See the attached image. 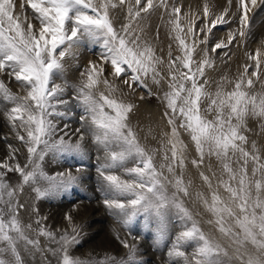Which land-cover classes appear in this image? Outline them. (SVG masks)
I'll return each instance as SVG.
<instances>
[{
    "label": "snow or ice",
    "instance_id": "snow-or-ice-1",
    "mask_svg": "<svg viewBox=\"0 0 264 264\" xmlns=\"http://www.w3.org/2000/svg\"><path fill=\"white\" fill-rule=\"evenodd\" d=\"M261 7L264 0H235L233 11V0H227V7L209 19L210 7L205 2L204 24L197 31L194 19H189L185 29L181 7L169 5L167 0H19V5L17 0H0V77L14 81L18 89L13 91L0 79V111L14 138L21 142L19 147L7 144V156L0 161V264H25L21 243L24 252L51 253L55 264H136L137 244L119 235L116 238L127 249V259L110 256L96 260L74 255L72 249L80 243L81 227L71 214H65L68 224L57 230L59 236L44 225L47 217L39 216V209L33 208L37 213L36 228L21 222V210L31 207L19 200L25 186L35 193L36 200H41L81 185V174L85 171L82 166H77L75 172L67 168L49 175L43 164L48 156L82 159L86 155V136L104 153L102 160L97 157L100 162L96 167L104 206L129 235L133 223L143 216L155 219L157 242L163 240L165 224L174 211L180 228L167 251L168 264H231L233 259L239 264H264V162L244 147L248 139L244 134L246 119L250 116L264 119V92L251 91L255 82L264 84L261 80L264 47L247 53L254 64L244 65L230 91L221 85L214 94L206 91V68L214 63L208 48L202 49L199 60L194 59L198 44L207 46L209 34L217 24L236 21L238 27L228 33L227 41L211 46V53L232 46L237 37L246 38L251 27L250 14ZM27 9H31L30 14ZM157 9L167 15L164 23L169 38L177 43L181 53L173 57L169 45L163 115L171 130L165 133L167 139L162 144L165 163L159 167L131 127L130 114L136 105L127 99L140 89L153 95L148 81L160 85L165 79L159 70L164 59L156 55L153 44L145 38L142 24ZM114 11L125 14L119 28L115 26ZM158 37L159 29L153 39ZM186 37L191 38V43ZM82 49L98 51L94 52L95 59L80 70L79 83L71 86L67 81L57 83L65 70V61L78 59ZM68 87L73 89L70 96H66ZM204 99L209 103L202 110ZM77 107L81 109L80 126L70 129L67 121L76 115ZM203 112H214L215 116L209 120ZM61 121H65L63 128L59 127ZM179 129L190 135L195 146L198 159L191 161L195 167L203 165L206 155L215 156L222 173L227 175L213 188L211 178L201 172V179L211 190V199L202 193L197 196L215 218L218 231L236 246L231 256L216 239L201 230L184 206L181 197L190 195L191 182L185 183L182 174H175L177 168L181 173L185 168L186 145L180 139ZM252 147L255 149L254 144ZM21 149H26L23 163L18 159ZM129 157L137 159L134 167L124 169L129 179L110 171L123 167ZM233 157L242 161L235 170L231 166ZM250 160L254 164L251 177L247 171ZM165 169L172 179L165 176ZM9 173L18 174L16 185L5 179ZM257 173L259 178H255ZM169 185L174 189L171 193ZM221 187L228 194L226 200L217 190ZM29 231L35 232L37 238H30ZM41 236L49 242L47 249L40 248ZM137 239L133 235V240ZM249 243L257 254L249 253L246 247Z\"/></svg>",
    "mask_w": 264,
    "mask_h": 264
},
{
    "label": "rangeland",
    "instance_id": "rangeland-1",
    "mask_svg": "<svg viewBox=\"0 0 264 264\" xmlns=\"http://www.w3.org/2000/svg\"><path fill=\"white\" fill-rule=\"evenodd\" d=\"M167 2L169 5L175 3L177 6L181 7V23L185 26V29H187L189 19H194L195 29L197 31L204 24L203 14L201 16H199L200 14L198 15V12L200 13L203 8H195L192 5L204 6L205 2H207L210 7L209 19L212 18L213 13L218 15L225 7H227V1L220 2V0H167ZM17 4L19 5V0H17ZM188 5H191V7L189 6L187 8ZM233 5H235V0H233ZM232 10L235 9L232 8ZM27 13L30 14L31 9H27ZM185 13H189V16L185 17ZM162 14L165 17L163 10L157 9L151 14V16L142 22L145 27L144 35L148 34L146 33L147 31H150V40H156L153 39V37L156 36L157 29H159L160 33L163 22L161 19ZM124 15V13L119 11L113 12L114 22L117 28L120 27ZM197 15L199 17H197ZM150 17L152 18L150 19ZM250 25L251 27L248 30V35L246 38L237 37V40L233 42L232 46L217 50L216 53H211V46L217 42H220L223 37H227L229 32L234 31L238 27V23L236 21L226 24H218L212 30V33L209 34L207 46L204 44H198L194 53V59L199 60L203 56L202 49L207 47L209 50V56L214 62L213 66L206 68L205 78L208 81L206 85L207 92L214 94L217 88L221 85L225 91H230L236 78L243 71L244 65L254 64L253 61L248 60L247 53H254L255 46L258 44L259 39L264 37V7L258 8L252 14H250ZM200 35L202 38L203 33ZM186 40L191 43L190 37H186ZM160 44L163 45V43ZM154 48L156 50V55L162 57L165 60L163 63L164 65L161 64L159 66L161 75L165 77V79L161 81L160 85L164 86L166 84L167 87L168 82L166 80L168 73V58L166 59V57H168V54L163 55L162 53H159L160 50H157L160 48L158 44H155ZM95 51H98V49H94L93 51L82 49L79 52L78 59H67L65 61V70L63 75L62 77L57 78L56 82L63 83L64 81H67L69 86L78 84L80 81V70L87 64L89 60L95 59ZM224 53H227L228 55L225 56ZM180 54L176 52L172 53V56L175 57ZM262 68H264V66H262ZM232 69H234L233 71L235 73L233 82L230 81V77L228 75ZM252 70L253 69L251 68L249 69L250 72ZM0 79H3L5 83L9 84L13 91H18L14 81L9 82L7 77H0ZM261 80H264V76L261 77ZM151 85H153V83ZM157 88L159 89V86ZM263 89L264 84H262L260 81H257L255 82L254 88L251 89V91L260 92ZM151 90L153 95H148L146 89H140L135 95L129 96L127 99L131 102H134L136 105L134 112L130 114L131 127L135 132L139 143L149 153L153 154L154 162L157 167H159L160 164L165 163L163 160L164 150L162 148V144L167 139L165 133L170 132L171 129L167 123V118L163 115L165 112V104L163 103L162 98L159 96V92H156L157 89ZM72 94V87H68L66 90V96H70ZM140 95L144 96L143 100L139 99ZM208 103L209 101L204 99L201 105L202 110L207 107ZM74 111L76 115L72 116L71 119L67 121L69 123L70 129H75L80 126L78 117L81 109L77 107L74 109ZM203 115L207 119L212 120L215 116V113L213 112L210 115L207 112H203ZM255 119L256 117H253V119H247L250 120L253 125L250 126V121H246V130L244 131V134L249 137L250 133L253 131L252 129L255 128L256 133L258 132V134H260L262 132L263 134L261 133L258 135L255 133V131H253L252 134H256L255 138H253L254 136L249 137V139H251V144L249 139H247V144H245L244 147L249 152H255L258 154L261 157V161L264 162V154L262 153L264 152V149H260L264 148V145L260 146L264 143V138L261 136L264 135V127L259 128L261 131L260 132L257 129L258 124H256L257 121ZM64 123L65 121H61L59 127L63 128ZM177 124H179V121H177ZM254 124L256 126H254ZM249 130L252 131L249 132ZM179 132L180 139L186 145L185 168L183 169L182 173L181 170L177 168L175 174H182L185 183H188L189 181L191 182V186L189 188L190 195L188 197H181L184 206L192 213L193 219L197 222L201 230L206 235L216 239L227 249L229 255L231 256L236 246L231 244V241L218 231L217 225L214 222L215 218L205 209L202 201L197 196V193H202L205 198L209 199V201L211 199V190L201 179V172H204L205 175H208L211 178L213 188L217 187L218 180L221 177L223 179H227V175L222 173L221 164L215 156L206 155L203 165L199 168L195 167L191 161L193 159H198V154L195 151V146L191 141L190 135L183 129H179ZM60 134L62 135V133ZM260 138L261 140L263 139V141H261ZM75 139L76 137L73 136L74 141ZM255 140L257 141V146L259 148L256 146ZM259 140L262 143H260ZM9 143L16 147H19L21 144L20 141L14 138V134L10 131V126L4 117L3 112L0 111V161H3L6 158L8 153L7 144ZM253 144L255 145V149L252 147ZM84 146L86 155L82 159L80 157H64L53 159L51 156H48L45 158L43 164L44 171L49 175L59 171H64L67 168H71L72 171L75 172V168L77 166H82L85 171L81 174V185L68 193H63L60 196H56L54 198H46L41 200H36L35 193L32 192L30 188L25 186L24 191H22L19 195V200L25 205H31V207H28L26 211L21 210V222L25 225L31 224L33 229L36 228L37 225L34 221L36 219L37 213L33 211V208L39 209V216L47 217V219L43 222L44 225L47 226L49 230L55 231L56 235L59 236L60 232L57 230L65 228L68 224L67 220L65 219V214H71L74 222L81 227L80 243L79 245H74L72 249L74 255L81 258H95L96 260L110 256H115L118 259H127V249H124L120 241L116 238L117 235H119L121 239H127L129 243L137 244L138 252L136 253V264H168L167 251L171 246V242L175 233L180 228V224L175 218L174 211L170 214L171 218L165 224V235L163 240L157 242L158 224L155 219L145 218L143 216L138 217L133 223L132 235H129L128 230L125 229L121 223H118L116 218L112 216L108 209L104 206V193L98 190L100 187V178L96 172V167L100 161L97 160V157L99 156L102 160L104 156L103 151L99 149L95 143H93L90 136H86ZM25 157L26 149H21V154L18 155V159L21 163L24 162ZM240 162H238L237 157L232 158L231 166L234 170L239 168ZM136 163L137 159L135 157H129L124 162L123 167H117L111 169L110 171L113 174L119 175L122 179H129L130 177L127 176L124 169L134 167ZM253 167L254 164L250 160L247 165V171L250 177L252 176ZM213 172L215 173V176H213ZM164 174L165 176H168L169 179H172V176L167 172L166 169L164 170ZM255 178H259V173H257ZM5 179L8 180L10 184L16 185L18 183L19 177L16 173H9ZM168 190L169 193L174 191L171 185H169ZM217 190L220 196L226 200L228 194L223 190V188L221 187ZM253 195H255L254 192ZM209 221H212V223H209ZM28 235L30 238H37L35 232L33 231H29ZM133 235H137L138 239L133 240ZM38 239L40 241V248L47 249L49 242L42 236L38 237ZM52 246L55 247V245ZM246 247L249 253L254 255L257 254L256 249L250 243L247 244ZM20 250L25 264H55V258L49 252L33 251L32 253H27L24 252L22 243ZM188 250H191L190 246ZM231 264H239V262L233 259Z\"/></svg>",
    "mask_w": 264,
    "mask_h": 264
},
{
    "label": "bare ground",
    "instance_id": "bare-ground-1",
    "mask_svg": "<svg viewBox=\"0 0 264 264\" xmlns=\"http://www.w3.org/2000/svg\"><path fill=\"white\" fill-rule=\"evenodd\" d=\"M200 1V0H199ZM227 0H220V2H226ZM216 2V1H215ZM223 5V4H222ZM221 5V6H222ZM191 7V5H188L187 6V8L188 7ZM192 6H194L195 8H200L201 7V9L203 8V5H192ZM220 6V5H219ZM195 8H193V9H195ZM233 9H235V5H233ZM198 10H200V9H198ZM234 11V10H233ZM194 12V11H193ZM195 14V13H194ZM200 14V15H199ZM203 14V10L202 11H200V13L198 12V15L199 16H201ZM196 15V14H195ZM197 15V17H199ZM153 17V16H152ZM152 17H150V19L152 18ZM154 17H156V16H154ZM196 17V16H195ZM167 20V15L165 14V17H164V19H163V22H162V27H161V30H160V33H159V39L157 40H150V38H151V34H150V31H147L146 33H148V34H146L145 35V38L146 39H148L152 44H153V46L155 45V44H158V46L160 47L159 49H157V50H160L159 51V53H162L163 55H166V54H168V52H169V45H171V50H172V53H176V52H178V54H180V51H179V49H178V47H177V43L174 41V40H171L170 38H169V35H168V27L167 26H165V23H164V21H166ZM152 22V21H151ZM151 24V23H150ZM149 24V25H150ZM218 25V24H217ZM153 35V34H152ZM221 38V37H220ZM227 38H228V34H227V37H223L221 40H223V41H227ZM261 41H264V37L263 38H260L259 39V42H258V44L255 46V50L258 48V47H264V45H262L261 44ZM160 43H163V45H161ZM162 46V47H161ZM220 50V49H219ZM168 57H166V59H167ZM165 61V60H164ZM164 65V64H163ZM234 69H232L230 72H229V77H230V81L231 82H233V77L235 76V73H234V71H233ZM167 81V80H166ZM165 81V82H166ZM165 82H164V84H165ZM168 82V81H167ZM166 82V83H167ZM230 83V82H229ZM148 84H149V86L151 87V89H157L156 90V92L158 93L159 92V96L162 98V100H163V94H164V92L165 91H167V87H166V84L164 85V86H162V85H155V84H153V85H151L152 84V81L151 80H149L148 81ZM159 86V89L157 88ZM162 86V87H161ZM262 86V85H261ZM262 89V88H261ZM154 90V91H155ZM261 91H263L264 92V89L263 90H261ZM260 91V92H261ZM156 112V111H155ZM154 112V113H155ZM153 113V114H154ZM211 115V114H210ZM253 119V117H249V118H247V119ZM246 119V121H250V120H247ZM151 120V119H150ZM256 121H257V123L256 124H258L257 125V129L259 130V128H262V127H264V119H262V118H258V117H256V119H255ZM253 121V120H252ZM151 122V121H150ZM250 123L251 124H249L250 126L251 125H253L252 124V122L250 121ZM249 125H248V127H249ZM254 126H256L255 124H254ZM250 128V127H249ZM253 131H255L256 130V128L255 129H252ZM251 130V131H252ZM257 130V131H258ZM245 131V130H244ZM250 130H249V132H251ZM252 131V132H253ZM260 131V130H259ZM252 132L250 133V135H252V136H250L249 135V137H253V138H255V135L256 134H258V132L256 133V131H255V135H254V133L252 134ZM261 132V131H260ZM245 133V132H244ZM262 133V132H261ZM260 133V134H261ZM260 134H258V135H260ZM263 134V133H262ZM261 136H263L262 138H264V135H261ZM248 137V136H247ZM249 137H248V139H249ZM257 139H259V138H257ZM254 140V139H253ZM260 140H261V138H260ZM260 140H259V142H260ZM248 141V140H247ZM249 141H250V144H251V139H249ZM256 141V140H255ZM261 141H263V139L261 140ZM258 142V143H259ZM264 142V141H263ZM260 143H262V142H260ZM249 144V143H248ZM249 144V145H250ZM262 145H264V143L263 144H261L260 146H262ZM256 146H257V141H256ZM258 147V146H257ZM259 148V147H258ZM257 149V148H256ZM260 149H264V148H260ZM255 151H257V150H255ZM258 152V151H257ZM260 152V151H259ZM263 154H264V152H262ZM261 154V153H260Z\"/></svg>",
    "mask_w": 264,
    "mask_h": 264
}]
</instances>
